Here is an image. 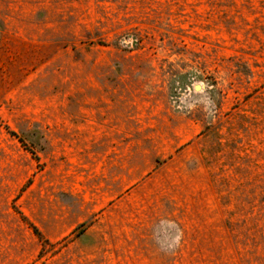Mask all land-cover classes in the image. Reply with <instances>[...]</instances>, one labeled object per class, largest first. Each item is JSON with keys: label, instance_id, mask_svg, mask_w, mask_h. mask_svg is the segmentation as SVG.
Wrapping results in <instances>:
<instances>
[{"label": "rangeland", "instance_id": "rangeland-1", "mask_svg": "<svg viewBox=\"0 0 264 264\" xmlns=\"http://www.w3.org/2000/svg\"><path fill=\"white\" fill-rule=\"evenodd\" d=\"M0 264H264V0H0Z\"/></svg>", "mask_w": 264, "mask_h": 264}]
</instances>
